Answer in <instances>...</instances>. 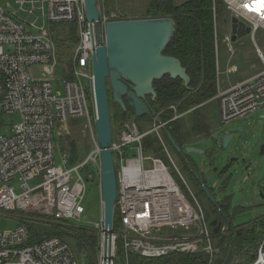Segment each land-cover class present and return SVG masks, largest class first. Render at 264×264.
<instances>
[{"label":"built area","instance_id":"obj_1","mask_svg":"<svg viewBox=\"0 0 264 264\" xmlns=\"http://www.w3.org/2000/svg\"><path fill=\"white\" fill-rule=\"evenodd\" d=\"M213 1V42L216 73L218 49L224 44L234 53L231 34L220 37L216 26V0ZM232 18L250 28L249 35L264 31V0H222ZM99 8L102 30L111 20ZM74 24L76 43L68 64L60 62L57 47L44 26ZM96 28L87 22L84 0H0V216L17 222L14 228L0 227V264H88L72 243L50 237L31 243L29 225L54 221L80 223L86 183L97 179L100 189V153L94 120L92 93V49ZM262 69L252 77L217 89L222 123L255 113L264 108V55L256 47ZM62 64V65H61ZM63 79L62 90L55 91L57 66ZM91 106L92 109L91 110ZM173 117L161 122L152 117L150 126L133 118L112 126L110 149L116 171L117 196L114 204L120 230L113 232L112 264L115 243L123 242L126 256L134 253L157 258L171 253H218L216 234L212 232L204 210L188 182L168 152L161 137L168 123L181 118L175 105ZM18 117L13 123L12 118ZM10 119L9 131L3 129ZM81 120L77 130L84 133L90 151L82 162L70 164L69 146L59 145L56 162V137L62 129L69 133L72 120ZM158 138L168 159L146 151L144 140ZM93 165L90 176L80 170ZM172 171L185 192L172 175ZM198 178V176H197ZM199 180L200 187L205 184ZM99 204L102 214V197ZM93 228L102 236V215ZM220 234L227 233L221 227ZM102 256L100 250L101 264ZM252 264H264V240Z\"/></svg>","mask_w":264,"mask_h":264},{"label":"trees","instance_id":"obj_2","mask_svg":"<svg viewBox=\"0 0 264 264\" xmlns=\"http://www.w3.org/2000/svg\"><path fill=\"white\" fill-rule=\"evenodd\" d=\"M113 2L114 0H107L110 6ZM127 2L129 0H116V8L127 19L163 17L173 19L176 31L170 43L163 51V54L177 58L191 79L188 88L183 86L180 79H170L168 76H164L161 80L155 81L154 87L157 96L154 102L149 100V105L158 114L161 122H166L173 117V112L168 109L171 105L176 106L179 114L191 109H193L191 115L200 114L202 108L208 104L206 102L211 101L217 92V74L213 42V1L180 0L178 2L177 0H146V3L140 9L131 8ZM217 9L226 12L222 0H216V18ZM59 26H64V24ZM68 26L70 31L66 35L62 34L60 36L61 32L53 35L59 56L58 59L60 62H66L67 64L69 63L68 59L76 43L75 25L69 24ZM108 96L110 100L109 107L112 126L120 120L134 117V114L128 107H126V110H123L118 105L111 103L110 92H108ZM111 105L117 109L112 110ZM91 110H93L92 106ZM143 118H146L149 123L153 120L152 116H144ZM135 119L138 121V118ZM179 121H181V118L168 123L164 132L167 137L170 136L175 144L183 150V147L187 146V141L182 137ZM196 123L198 122L194 121L192 124ZM196 127L197 125H195ZM144 146L146 151L163 159L165 163H168V159L156 136L150 135L146 137ZM69 148L70 164H74L78 156L76 152L77 147L71 142ZM185 173L187 174L188 180L196 188V193H200L208 202L214 216L212 220L217 219L218 221H222V216L220 215L222 213L230 223L229 237L226 236L211 264H223L229 250L233 252V258L229 264H252L257 257L258 247L264 240V217L257 218L249 224L233 227L231 224V216L229 215V199H225L220 204L216 203L215 206L207 198L203 188L200 187L199 177L197 178L198 174H195L188 168H186ZM208 190L213 197L211 190L209 188ZM261 193L264 195V186L261 187ZM242 209L240 207L237 210ZM203 210L209 222L208 214L204 208ZM45 220L48 221V224L29 225V239L31 243L39 242L50 237H72L76 241L75 244L77 245L78 252L83 255L84 261L88 264H98L100 235L93 226L86 227L72 221H53L52 218ZM120 227L119 215L115 211L113 217V232L118 233ZM220 236L218 235L216 239L218 240ZM208 261L209 256L204 252L193 254L171 253L157 258L142 257L134 253L126 256L121 239L116 241L115 256L113 258V264H208Z\"/></svg>","mask_w":264,"mask_h":264},{"label":"rangeland","instance_id":"obj_3","mask_svg":"<svg viewBox=\"0 0 264 264\" xmlns=\"http://www.w3.org/2000/svg\"><path fill=\"white\" fill-rule=\"evenodd\" d=\"M177 1L179 2L180 0ZM99 2L100 9L105 13H109L111 20L119 18L127 19V17L116 8V0H114L111 6L107 3V0H99ZM127 3L131 8L140 9L146 3V0H129ZM68 25L69 24L54 26L53 28L52 26H44V31H48L49 37L53 40V35L56 33L61 32L60 36L62 34L66 35V33L70 31ZM216 26L221 38L231 34L230 16L228 13L217 9ZM263 38L264 31L259 30L256 32L255 36L248 34L237 38L235 41H231L234 53L228 65H237L241 72H244L245 70L248 71L251 65L260 63L256 54V47H258L264 55ZM228 58L229 53L225 45L220 43L218 49V64L222 72L226 69V59L228 60ZM61 65L57 66L56 69L55 91L62 90V81L64 78H61L59 75V72H62ZM225 77L226 74H221L219 76L222 87H225L228 82ZM207 103V105L203 104L205 107L200 111V114H187L189 116L186 115V117L179 121L182 137L187 141V144L189 145V142H192L194 147L204 151L203 154H186L185 152L182 153V155L177 154L171 146L169 136L167 137L164 131H161V137L168 152L175 159L182 175L188 182L189 187L194 191L198 201L208 214L210 219L209 223L214 217L211 212L212 210L205 198L200 193H196V188L192 186V183L188 180L187 174L185 173L186 168L192 170L195 174H204L206 179L205 186L211 190L213 194L212 198L215 200V203L220 204L225 199H229V215L231 216V224L233 227L244 225L253 219V215L256 216V212L253 213L254 211H263L264 209V195L261 193L263 182L261 183L260 189L256 184V179L264 177V154H260L261 146L264 144V119L261 118L262 109L247 116L234 119L229 123H222L219 114V102L215 98H212V100ZM111 109L115 110L117 108L111 105ZM12 121L16 123L18 117L14 116ZM194 121L198 123L190 126L191 122L194 123ZM80 123L81 120H72L68 126L69 133H66V131L62 129L61 136L56 137L57 163L59 162V145L63 148L66 145L70 146L71 142L77 147V162H82L86 159L90 148L87 144V139L82 137L84 133L77 130ZM138 123L150 126L152 122L149 123L146 118L141 117L138 118ZM5 125L3 129L9 131V118L5 119ZM195 125H197L196 128ZM231 127H241L243 128V132L237 133L235 138L232 139L226 147H222L221 139L223 131ZM197 135L202 137L200 144L197 140L191 141L193 137ZM206 167L210 172L205 171ZM94 170L93 165L89 164L81 169L80 173L84 177H89ZM214 170H216L215 173ZM172 175L177 181L173 171ZM178 184L183 192H185L181 184ZM99 197L100 189L97 179L88 181L86 183L85 199L82 203L84 213L80 223H78L79 225L91 227L94 222L99 220L101 215ZM253 202L255 204L251 205ZM240 207L243 209L237 210ZM42 219L45 220L47 217H42ZM16 224V221H10L0 216L1 229L14 228ZM64 239L72 243V247L78 251L77 245L75 244L76 241L72 237H64ZM99 260L100 252L98 254V262Z\"/></svg>","mask_w":264,"mask_h":264},{"label":"water","instance_id":"obj_4","mask_svg":"<svg viewBox=\"0 0 264 264\" xmlns=\"http://www.w3.org/2000/svg\"><path fill=\"white\" fill-rule=\"evenodd\" d=\"M87 22L91 30L96 28V45L92 49V93L94 99V128L100 153V192L102 197V236L101 264H112V236L114 204L117 196L116 171L110 149L112 141V124L110 118L111 103L123 110L128 107L136 118L144 116L156 117L157 113L149 105V100H156L154 82L164 76L180 79L188 88L190 77L181 62L172 56L163 54L170 43L175 23L170 17L114 20L105 24L102 35L99 24L98 0H84ZM231 41L248 35L250 28L235 18L230 20ZM108 83V85H107ZM109 86V90H108ZM262 118L264 119V113ZM159 120V118H157ZM243 128L231 127L223 131L222 147H226L242 133ZM172 147L178 154L199 153L204 151L195 147L180 149L169 136ZM260 154H264V144ZM207 198L215 204L208 188H203ZM222 221L211 220L212 232L221 235L216 242L219 249L230 231V223L222 213ZM223 223V226H222ZM221 227L227 233L220 234ZM233 258L229 250L223 264H229Z\"/></svg>","mask_w":264,"mask_h":264},{"label":"crops","instance_id":"obj_5","mask_svg":"<svg viewBox=\"0 0 264 264\" xmlns=\"http://www.w3.org/2000/svg\"><path fill=\"white\" fill-rule=\"evenodd\" d=\"M263 40H264V38H263ZM229 62H230V60L228 61L227 59H226V69H225V71H221L220 70V66H219V64H218V74H217V89L219 88V89H225V88H227L229 85H231L232 83H234V82H236V81H242V80H245V79H248V78H250V77H252L253 75H255L256 73H258L259 71H261V69H262V64H260V63H258V64H253V65H251L250 66V68H248L249 70L247 71V70H245L244 72H241V70H240V68L237 66V65H228L229 64ZM221 74H226V77H225V79H226V81H228L227 82V85L225 86V87H222V85L220 84V81H219V76L221 75ZM207 103V102H206ZM203 109V108H202ZM193 109H191V110H188V111H186V112H184V113H181V119L182 118H184V117H186V115L187 114H191V111H192ZM263 113H264V108L262 109V116H263ZM187 116H189V115H187ZM262 116H261V118H262ZM263 119V118H262ZM193 122H191V124H190V126H192L193 124H192ZM202 137H200L199 135H197V136H195V137H193V139L191 140V141H195V140H197L198 142H199V144H200V142L202 141V139H201ZM190 143H191V145H190ZM186 147H194L193 145H192V142H189V145L187 144V146ZM185 147V148H186ZM196 148V147H195ZM190 154V153H189ZM182 155V154H181ZM208 168L206 167L205 168V171H207V172H210V171H208L207 170ZM216 172V170H214V173ZM198 177H199V179L200 180H202L203 182H204V184H205V182H206V179H205V176H204V174L203 173H200V174H198ZM263 182V186H264V177H262V178H260V179H256V184L259 186V189H260V187H261V183ZM192 186H193V184H192ZM206 187V186H205ZM207 188V187H206ZM194 192V191H193ZM253 204H255L254 202L251 204V205H253ZM256 212V216H254L253 215V219H251L250 221H248L247 222V224H249V223H251L252 221H254V220H256L257 218L259 219V218H261V217H264V209H263V211L262 210H256V211H254L253 213H255Z\"/></svg>","mask_w":264,"mask_h":264},{"label":"flooded vegetation","instance_id":"obj_6","mask_svg":"<svg viewBox=\"0 0 264 264\" xmlns=\"http://www.w3.org/2000/svg\"><path fill=\"white\" fill-rule=\"evenodd\" d=\"M107 85H108V83H107ZM108 90H109V86H108ZM109 92H110V90H109Z\"/></svg>","mask_w":264,"mask_h":264},{"label":"bare ground","instance_id":"obj_7","mask_svg":"<svg viewBox=\"0 0 264 264\" xmlns=\"http://www.w3.org/2000/svg\"><path fill=\"white\" fill-rule=\"evenodd\" d=\"M200 107V106H199ZM161 115V114H160Z\"/></svg>","mask_w":264,"mask_h":264}]
</instances>
